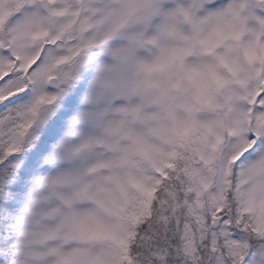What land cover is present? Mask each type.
I'll use <instances>...</instances> for the list:
<instances>
[{
	"label": "snow or ice",
	"instance_id": "1",
	"mask_svg": "<svg viewBox=\"0 0 264 264\" xmlns=\"http://www.w3.org/2000/svg\"><path fill=\"white\" fill-rule=\"evenodd\" d=\"M116 2L122 6L110 0H0V264H10L16 248L9 201L59 128L57 121L48 129L18 177L22 153L35 139L25 138L21 102L40 91L39 84L27 87L40 67L29 49L49 39L62 42L74 31L81 34L76 54L97 46L99 38H111L134 14L128 0ZM200 10L226 24L225 38L237 42L220 58L230 78L213 71L223 90L221 99L208 100L217 115L201 120L198 109L188 108V115L178 118L168 110L170 124L159 123L143 134L126 128L124 121L109 124L106 135L131 142L125 149L103 139L85 141L84 146L95 142L123 152L119 160L97 163L89 173L115 165L134 171L125 178H105L123 196L122 205L106 207L120 224L82 232V240L103 247L96 256L82 253L74 264H264V0H226L220 8L191 0L190 7L178 9L186 18ZM88 33L94 35L83 40ZM119 111L159 120L143 114L141 106ZM255 154L259 161L234 180L236 163ZM87 192L85 187L82 194Z\"/></svg>",
	"mask_w": 264,
	"mask_h": 264
},
{
	"label": "clouds",
	"instance_id": "2",
	"mask_svg": "<svg viewBox=\"0 0 264 264\" xmlns=\"http://www.w3.org/2000/svg\"><path fill=\"white\" fill-rule=\"evenodd\" d=\"M110 2L122 6L116 0ZM224 2L208 0V5L220 8ZM128 3L134 9L128 21L111 38L102 42L99 38L97 46L79 55L74 49L81 43V34L75 31L62 42L49 39L29 49L37 54L40 67L31 74L27 87L35 89L39 84L40 91H33L21 102L25 107L19 119L26 125L25 138L35 139L22 153L24 163L18 177L48 129L57 121L59 128L32 173L20 178V190L9 201L16 245L10 264H74L82 253L99 255L103 246L82 240L80 234L101 225L120 224L106 207L122 205L123 196L120 187L105 178H125L134 170L115 165L89 173L97 163L119 160L123 152L95 142L84 146L86 140L103 139L125 149L131 142L121 135H106L109 124L124 121L126 128L143 134L159 123L170 124L168 110L178 118L186 117L188 108L198 109L196 115L201 120L217 115L208 100L221 99L223 90L218 88L213 71L222 79L230 78L220 58L237 43L225 38L227 25L204 10L186 18L178 9L190 7L191 0ZM92 35L85 34L83 40ZM136 106L159 120H138L119 111L127 108L131 112ZM150 141L156 142V138L150 137ZM259 159V154L241 158L234 166L233 179L239 180L240 171ZM85 187L88 192L82 194Z\"/></svg>",
	"mask_w": 264,
	"mask_h": 264
}]
</instances>
